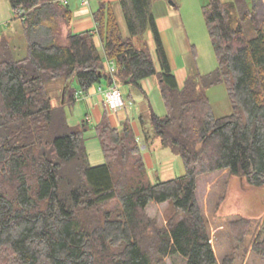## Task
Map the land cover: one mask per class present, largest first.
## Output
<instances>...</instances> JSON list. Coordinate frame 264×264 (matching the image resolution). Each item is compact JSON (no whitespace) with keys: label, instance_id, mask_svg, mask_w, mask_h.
Wrapping results in <instances>:
<instances>
[{"label":"trees","instance_id":"obj_1","mask_svg":"<svg viewBox=\"0 0 264 264\" xmlns=\"http://www.w3.org/2000/svg\"><path fill=\"white\" fill-rule=\"evenodd\" d=\"M22 23L25 55L0 41V264H217L197 200L198 177L215 171L264 183V0H207L202 14L217 58L214 70L188 73L179 86L151 0H119L123 35L111 1L93 12L96 29L70 30L73 11L57 0H7ZM150 32L159 68L145 39ZM98 35L101 48L95 44ZM113 75L141 91L156 76L165 113L139 115L142 142L158 139L179 155L180 175L149 176L141 141L129 122L94 124L104 162L91 165L86 119L70 125L54 106L47 82L71 80L83 89ZM224 83L232 113L216 116L204 89ZM149 126H148V125ZM168 203L179 218L157 226L150 203ZM251 218L231 221L236 240ZM263 227L251 245L264 258ZM222 260L221 264H229ZM264 264V263H261Z\"/></svg>","mask_w":264,"mask_h":264},{"label":"rangeland","instance_id":"obj_2","mask_svg":"<svg viewBox=\"0 0 264 264\" xmlns=\"http://www.w3.org/2000/svg\"><path fill=\"white\" fill-rule=\"evenodd\" d=\"M99 1L101 0H90L87 8L92 13L95 12ZM109 1L114 6L123 35H127L128 32L119 0ZM170 1L173 3H170ZM206 1L151 0V10L155 17L163 16L170 22V26L163 29L162 37L169 54L171 68L179 78L182 69L185 70L183 75L185 76L193 72L205 74L214 70L217 66V58L202 14V6ZM68 4L72 11L79 7L77 0H69ZM96 37L99 40L98 35ZM2 38L8 39L13 45L16 58L25 55L26 43L22 32V23L19 18L15 17L14 11L7 0H0V41ZM100 81L101 85L105 87L106 79L102 78ZM70 84L73 87L77 86L75 80H71ZM94 84H97V82ZM119 84L123 90L125 102L129 101L127 100L129 93L133 97L132 105L126 106L131 123L132 121L139 123L138 116L140 114L145 119L148 118L149 108L158 115L165 113V106L158 87L145 97L143 93L137 91L131 85H124L120 82ZM60 85V81L47 82V91L54 106L62 102ZM204 91L216 116L232 113L233 109L224 83L209 86ZM85 107L82 102L66 103L63 108L67 122L70 125L80 123L84 119ZM137 138L140 139V136ZM140 143V145H144L142 141ZM156 143L157 141L154 139L152 146L142 148L145 153L150 155L157 153L152 169L148 168L147 170L149 176L155 178L157 174H160V169L165 164L171 166L174 176L182 174L185 169L181 157L169 150H167L168 152L166 150H156L154 145ZM84 144L87 159L91 165L104 162V156L95 135L94 125L87 124L84 130ZM197 200L206 219L217 264H221L223 259H230L229 264L264 263V258L251 249L252 242L263 227L264 183L255 185L247 177L231 175L227 170L202 174L198 177ZM146 213L156 221L159 227L166 226L172 218H179L176 211L166 202L150 203L146 207ZM240 216L254 219L251 232L244 237L243 241L235 239L236 235L234 234L236 232L231 227V221ZM165 264H183V261L179 255H174L167 257Z\"/></svg>","mask_w":264,"mask_h":264},{"label":"crops","instance_id":"obj_3","mask_svg":"<svg viewBox=\"0 0 264 264\" xmlns=\"http://www.w3.org/2000/svg\"><path fill=\"white\" fill-rule=\"evenodd\" d=\"M77 1L79 2V7L75 8L73 10V18H72L71 23H70V30L72 32H79V31H83V30H87V29L95 30L96 24H95V20L93 18V14H92L91 10H89L87 7H82V5H80L81 4L80 0H77ZM106 1H108V0H106ZM156 24H157V27H158L160 33H161V37H162L163 29L169 27L170 22L165 17L161 16V17L156 18ZM162 40H163V37H162ZM94 41H95L96 46L98 48H101V43L96 36L94 37ZM146 41H147L151 56L155 62L156 68L158 69L159 66H158V61H157L156 55H155V44H154L152 35L149 31L146 33ZM163 44H164V41H163ZM164 47H165V50L167 52L165 44H164ZM167 55L169 58L168 52H167ZM110 66H111V61H109L105 58L104 69L107 71ZM184 74H185L184 69H182L180 72V75H181L180 78L177 74H175V77H176V80H177V83L179 86H182L184 83L185 77L187 75L186 74L185 76H183ZM104 79H106V78H104ZM100 82L101 81L97 82V84H92L91 86L87 87L86 89L81 88L78 84L75 87H73L71 85L74 88V94L75 93L79 94L78 99H75L74 102H82L85 104V106H86L85 110L86 111L84 113V119H86L87 124H91V125L96 124L97 122L100 121L103 114H106L110 123L113 126H115L117 128H121L123 122L125 120H129L127 107L119 109L118 111H111L110 109H108V107L104 103V94L99 91V87L105 88L108 84H110L111 81L106 79L105 87L102 86ZM140 84H141V91L137 90L133 86L132 87L135 88L137 91L143 93L145 95V97L147 96V94L149 92H153L158 87V81H157L156 76H154V75L142 79ZM61 85H62V83H61ZM61 85L59 86V88L62 91ZM128 97L129 98H127V100H129L131 102L130 105H132L133 97H132L131 93H129ZM129 101H127V102H129ZM74 102H71V104H73ZM149 110H150V108H149ZM148 115H149V113H148ZM84 119H82V120H84ZM138 122L139 123H137L136 121H132V123L130 122V124L134 130L135 135L137 137L140 136V139L139 138L138 139L140 141H142L139 116H138ZM156 141H157V143L154 144L156 150L157 149L166 150V151L169 150L167 148H162L158 139H156ZM150 145L152 146V143ZM145 146H146L145 144L141 145V153H142L144 162L146 164V167L149 169H152V167L155 163L157 153L155 152L154 155H152V154L150 155L149 153H145L144 150L142 149ZM147 147L148 146H146L145 148H147ZM170 167L171 166H168L167 164L162 166L160 169V174L159 175L157 174L155 176V178L158 176L160 179L165 180V179L174 177V175L172 174L173 172H172Z\"/></svg>","mask_w":264,"mask_h":264},{"label":"built area","instance_id":"obj_4","mask_svg":"<svg viewBox=\"0 0 264 264\" xmlns=\"http://www.w3.org/2000/svg\"><path fill=\"white\" fill-rule=\"evenodd\" d=\"M64 4L68 3V0H57ZM90 0H80V3L83 7H87L89 5ZM111 76V82L108 84L105 88L99 87V91L104 94V103L110 109L111 111H118L119 109H122L126 107L127 105H130L131 102H125L124 96H123V90L119 84V82L116 80V78L113 75L114 71V64L111 61V66L107 70ZM79 94L75 93L74 98L78 99Z\"/></svg>","mask_w":264,"mask_h":264},{"label":"water","instance_id":"obj_5","mask_svg":"<svg viewBox=\"0 0 264 264\" xmlns=\"http://www.w3.org/2000/svg\"><path fill=\"white\" fill-rule=\"evenodd\" d=\"M170 3H173V2L170 1ZM69 86H70V82H67V83L62 87V91H61L62 102H61V103H64L65 95H66V91H67V89L69 88Z\"/></svg>","mask_w":264,"mask_h":264}]
</instances>
